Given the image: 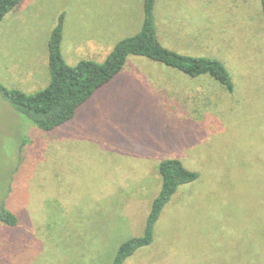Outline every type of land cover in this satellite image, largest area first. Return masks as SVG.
<instances>
[{"label": "rangeland", "instance_id": "1", "mask_svg": "<svg viewBox=\"0 0 264 264\" xmlns=\"http://www.w3.org/2000/svg\"><path fill=\"white\" fill-rule=\"evenodd\" d=\"M158 1L160 42L221 61L233 91L209 75L194 79L132 56L126 79L139 84L125 88L127 103L105 110L107 121L94 116L99 136L91 142L67 137L72 121L39 129L0 94V206L18 218L14 227L0 223V264H112L123 242L143 234L160 192L151 156L177 159L198 178L178 188L153 243L125 264H264L261 0ZM62 14L66 62H99L83 40L114 29L117 42L136 35L143 0H22L0 22V84L29 95L49 85L44 62ZM34 67L39 73L31 78ZM136 143L146 145V157ZM161 146L176 154L151 155Z\"/></svg>", "mask_w": 264, "mask_h": 264}, {"label": "trees", "instance_id": "2", "mask_svg": "<svg viewBox=\"0 0 264 264\" xmlns=\"http://www.w3.org/2000/svg\"><path fill=\"white\" fill-rule=\"evenodd\" d=\"M22 0H0V22ZM156 0H143L144 19L140 31L118 42L103 63L82 60L69 65L62 54L64 14L49 38V85L34 94L8 89L0 84V94L15 110L35 126L51 131L70 122L78 108L100 87L114 80L127 64L128 58L144 57L166 67L176 69L190 77L209 75L229 92L233 91L231 75L224 64L215 58L190 56L165 47L159 40L155 17ZM264 16V0H261ZM162 177L160 192L152 202L144 232L123 242L112 264H125L136 251L154 241L155 227L161 214L178 188L197 180L198 174L186 169L177 159L160 163ZM0 223L9 227L18 225V218L4 204L0 206Z\"/></svg>", "mask_w": 264, "mask_h": 264}, {"label": "crops", "instance_id": "3", "mask_svg": "<svg viewBox=\"0 0 264 264\" xmlns=\"http://www.w3.org/2000/svg\"><path fill=\"white\" fill-rule=\"evenodd\" d=\"M158 2H159L158 0H156V2H155V4H157V6H156L157 10L159 9ZM167 5H171V1H169L168 3L166 2L164 4L163 8H162V11H163V13L165 15H167L166 14ZM158 15H159V12H156L155 17L157 18V22H158ZM157 29H158V37H159V31L160 30L158 28V25H157ZM114 31H115V29L114 30H108L106 33H103V31H101L102 33L99 32L98 36L101 35V37H102L101 40L99 38H96V37L95 38L94 37H90L89 40H83V42H85V43L89 42V45L85 49L91 51V55L96 57L95 60L100 62L104 58L108 57V55L114 49L115 45L118 43L117 40L114 39V37H113ZM92 42L93 43L97 42L98 45H94ZM167 48H169V47H167ZM169 49H171V48H169ZM62 54H63V52H62ZM133 57H135V56H133ZM129 58H128L127 64L125 65L123 70L119 73V75L114 80H112L111 82H109L106 85H104V86L100 87L99 89H97L93 93V95L84 104H82L78 108V110L76 111L75 116L71 120L73 122L72 123V130L73 131H71L69 134H66L67 137H70V139H72L71 141H78V140H82V141L83 140H87V141H90V142L93 141L96 137L99 136L98 129L95 130L93 128V125H92L94 116H97V118H100V116L103 115L104 121H107L106 118L104 117L105 110H108L110 107H115V106L119 105L120 103L121 104L127 103L125 97H128V96L125 94V88L129 87L130 89H133V88H135V86H137V84H139V83L136 82L137 80H133L134 77H129L130 80L126 79V77L128 76V73H130L133 70V68H134V67H131V64H130V60L131 59L129 60ZM93 61H94V58H93ZM44 63L43 64H44V68H45V71H46V75H48V71H49V46H48V59H47V62H44ZM71 66H74V65H71ZM46 67L48 68L47 70H46ZM36 68H38V67H34V68L31 69V72H30V74H31L30 77L31 78L36 77V75L39 73V69H36ZM34 69H36V70H34ZM172 70L177 71L178 74L180 75V73H179L180 71H178L176 69H173V68H172ZM131 74H135V73H131ZM49 75H50V73H49ZM121 78H124L127 82H119V80H121ZM194 79H195V77H194ZM46 80L48 82V77L47 76H46ZM115 80H117L119 82V85L115 83ZM190 81L192 82V80H190ZM43 82H44V84H46L45 79H43ZM113 86H114V88L112 89ZM109 89H111V94H110V92L107 91ZM21 91H24V90H21ZM132 94L133 93H131V95ZM106 99H108V102H105ZM109 99H111V100L109 101ZM168 99L171 100L170 98H168ZM151 100H152V104L154 106L155 105L156 106L161 105L163 107V105H164V106H166L167 109L170 107L169 105L171 104V102H169V101H159V100L153 99V98H151ZM172 100H174V102L179 103V104L182 103L180 99H172ZM129 102H131V98L128 99V103ZM96 141L101 143V145H96L95 144L96 146L105 148L104 147L105 146L104 140H101V141L95 140L94 143H96ZM145 146H146L145 144H140L139 145V144L136 143L133 147L135 148V152L138 155H140L142 149ZM157 146H159V145L156 144V146H155L154 144H151L150 149L151 148L155 149V148H157ZM167 147L168 146H166V147H163V146L158 147V150H156L151 155L167 154V157H170L169 154H174V153L176 154V151H168ZM111 153H113V152H111ZM140 156L146 157L144 155H140ZM161 158H163V157L151 156V160L154 161L155 163H157L159 166H160V161L159 160ZM164 160H165V158H164ZM138 161H140V160H138ZM158 170H159V167H158ZM154 199H152L150 204H149L150 210H151V205H152V202H153ZM148 215H149V213H148Z\"/></svg>", "mask_w": 264, "mask_h": 264}]
</instances>
